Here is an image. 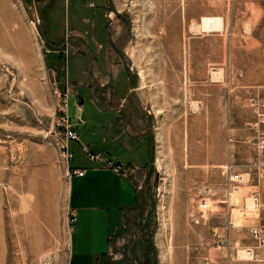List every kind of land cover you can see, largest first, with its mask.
I'll return each mask as SVG.
<instances>
[{"label":"rangeland","instance_id":"374dc122","mask_svg":"<svg viewBox=\"0 0 264 264\" xmlns=\"http://www.w3.org/2000/svg\"><path fill=\"white\" fill-rule=\"evenodd\" d=\"M109 11L125 105L154 141L135 176L140 206L103 264H264L252 233L264 238V0H112ZM66 43L52 63L21 0H0V264L68 263L70 163L92 168L83 147L92 155L122 133L96 103L122 98ZM66 125L78 137L70 160Z\"/></svg>","mask_w":264,"mask_h":264},{"label":"crops","instance_id":"0c3cea01","mask_svg":"<svg viewBox=\"0 0 264 264\" xmlns=\"http://www.w3.org/2000/svg\"><path fill=\"white\" fill-rule=\"evenodd\" d=\"M110 1L30 0L45 47L52 51L47 56L53 58L52 63H56L57 55L65 57L64 44L66 41L71 42L76 46L72 52L77 56L76 63L85 58L94 67L96 62V68L99 67L103 76L109 79L104 85L99 84V87L105 88L106 84H110L111 92L122 98L118 99L116 105L106 101L102 104L96 102L95 88L91 82L94 101L98 107L116 113L122 133L114 134L108 142L102 141L94 147L96 151L92 155L97 159L91 160L92 168L70 163L71 172L84 171V175H72L69 180V210L75 220L71 224L67 264H103L110 252L111 236L123 227L127 214L140 206L135 176L143 177L144 180L145 176L141 173L149 172L153 158L152 139H148L145 128H140L144 120L125 105L131 92L128 87L130 78L124 70V63L115 54L116 37L110 34L108 28V18L112 19L114 14L109 11ZM68 18L73 22V28L68 31L70 36L64 30ZM51 61H48L49 67L53 66ZM66 91L72 93L67 85ZM120 91H123L122 96ZM78 107L80 115L81 103ZM124 114L127 119L123 123ZM73 121L78 123L79 116ZM112 164L131 167L133 179L114 172ZM74 188L76 195L73 194Z\"/></svg>","mask_w":264,"mask_h":264},{"label":"built area","instance_id":"2783aa9c","mask_svg":"<svg viewBox=\"0 0 264 264\" xmlns=\"http://www.w3.org/2000/svg\"><path fill=\"white\" fill-rule=\"evenodd\" d=\"M48 51L45 52V54H47ZM56 97L59 98L61 97L60 94H58L56 92ZM62 104L64 105V107L67 105V95H63V99H62ZM64 139H63V142H64V145L61 146V149L63 150V154L65 156V158L67 160H70L72 158V155L68 152V143L71 142V141H76L77 140V137H76V134L72 131L71 127L69 125H66L64 127V135H63ZM83 151L88 154V157L90 160H95L97 159L96 156H92V155H89V153L87 152L86 148L83 147ZM111 169H113L114 172H116L117 174H121V175H124L126 173V170L123 169V167L121 166H115V165H111ZM69 175V178L72 176V175H76L78 177H82L84 175V171H79V170H74L70 173H68ZM242 180V178L240 176H237L235 175L232 179H231V182H234V183H239L240 181ZM74 216L73 214L70 213V223L72 224L74 222ZM253 236L255 239H257V241L260 243V244H263L264 243V238L263 236L261 235V233L257 230H253Z\"/></svg>","mask_w":264,"mask_h":264},{"label":"water","instance_id":"95a60500","mask_svg":"<svg viewBox=\"0 0 264 264\" xmlns=\"http://www.w3.org/2000/svg\"><path fill=\"white\" fill-rule=\"evenodd\" d=\"M22 5L25 9V11L27 12V15L30 19V21H32L35 24V27L37 30H40V26H39V22L36 18V15L34 13V6L32 2L27 3L26 0H21ZM124 19L126 20V17H124ZM153 138H152V143H153Z\"/></svg>","mask_w":264,"mask_h":264},{"label":"trees","instance_id":"16d2710c","mask_svg":"<svg viewBox=\"0 0 264 264\" xmlns=\"http://www.w3.org/2000/svg\"><path fill=\"white\" fill-rule=\"evenodd\" d=\"M63 59V56H59V55H57V57H56V63H59V62H61V60ZM49 65V64H48ZM59 65V64H58ZM50 66V65H49Z\"/></svg>","mask_w":264,"mask_h":264},{"label":"bare ground","instance_id":"6f19581e","mask_svg":"<svg viewBox=\"0 0 264 264\" xmlns=\"http://www.w3.org/2000/svg\"><path fill=\"white\" fill-rule=\"evenodd\" d=\"M31 23H32V26H34V23L31 21Z\"/></svg>","mask_w":264,"mask_h":264},{"label":"flooded vegetation","instance_id":"af4514ba","mask_svg":"<svg viewBox=\"0 0 264 264\" xmlns=\"http://www.w3.org/2000/svg\"><path fill=\"white\" fill-rule=\"evenodd\" d=\"M150 139H152V137H150Z\"/></svg>","mask_w":264,"mask_h":264}]
</instances>
